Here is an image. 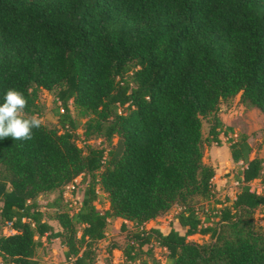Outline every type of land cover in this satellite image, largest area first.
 Returning a JSON list of instances; mask_svg holds the SVG:
<instances>
[{"label":"trees","instance_id":"obj_1","mask_svg":"<svg viewBox=\"0 0 264 264\" xmlns=\"http://www.w3.org/2000/svg\"><path fill=\"white\" fill-rule=\"evenodd\" d=\"M8 89L27 99L26 118L37 91H54L58 129L0 139L1 264H42L35 253L43 238L59 240L69 264H94L110 218L134 227H119L126 262L136 260L134 246L155 243L168 264H264V232L253 218L264 194L246 186L264 177L263 159L231 144L243 186L211 214L214 224L195 203L211 197L214 177L202 163L201 119L235 96L264 116V0H0V103ZM69 101L92 115L82 136L108 148L77 146ZM214 121L208 135L219 146ZM76 178L82 199L70 216L54 214L55 232L36 197ZM96 188L107 197L102 212ZM173 206L182 235L144 229ZM194 235L210 241L188 242Z\"/></svg>","mask_w":264,"mask_h":264},{"label":"rangeland","instance_id":"obj_2","mask_svg":"<svg viewBox=\"0 0 264 264\" xmlns=\"http://www.w3.org/2000/svg\"><path fill=\"white\" fill-rule=\"evenodd\" d=\"M54 94V91H37L36 113L34 115L42 119L43 126L58 129V103ZM68 107L70 117L77 126V139L75 142L79 148L83 150L86 147L92 146L106 148L110 146L105 144L101 138L90 137L85 139L82 136L83 126L86 120L92 118V115L76 107L72 101H69ZM213 117L218 125L216 131L218 132L219 146L210 142L211 138L208 135L209 129L215 124ZM114 143L115 138L111 140V144ZM234 143L246 144L248 159L256 157L264 161V116L248 104L240 103L238 96L222 100L213 116L209 115L201 119L202 163L212 167L216 179L226 181L222 189L215 190L212 186L211 197L209 199L195 202L200 218L202 220L208 218L210 224H214L215 222L211 214H214L221 206H229L234 199L232 195L235 190L231 188L229 183L240 176L243 168V165L240 163L234 164L230 159L229 146ZM263 178L262 176L256 179V182H251V185L262 190V194H264V181L260 180H263ZM75 184L78 185L74 193L70 194L69 190L61 189L43 193L36 197L37 202L40 204L39 210L43 213V221L49 224L55 232L60 231V228L53 219L54 214L57 211H66L70 216L76 211L82 199L83 186L80 184V179H76ZM96 192L95 208L102 212L108 208L107 197L98 188H96ZM55 200L57 201L54 202ZM53 202V208L45 207L47 204H52ZM177 211V206L171 207L165 214L145 223L144 229H155L161 234H166L170 229H173L182 235L183 230L180 229L174 220ZM253 218L254 222L264 232V209H256L253 213ZM121 224H124L130 231L134 229L129 222H123L118 218H110L105 230L104 240L98 242L95 246L94 264H168L166 251L158 248L155 243H150L141 249L134 246L133 253L136 260L134 262H126L122 255V249L126 243L124 239L125 233L119 230ZM3 233L7 234V230H4ZM187 241L203 245L209 243L210 240L208 236L194 235L188 237ZM110 244H114L115 247L110 248ZM128 245L130 244L128 243ZM64 251L65 248L61 246L59 240L46 241L43 238L41 239V246L36 249L35 257L42 264H69L64 259Z\"/></svg>","mask_w":264,"mask_h":264},{"label":"clouds","instance_id":"obj_3","mask_svg":"<svg viewBox=\"0 0 264 264\" xmlns=\"http://www.w3.org/2000/svg\"><path fill=\"white\" fill-rule=\"evenodd\" d=\"M25 96L15 90L8 89L0 103V139L12 137L14 140H31L33 129H39L43 121L36 115L26 118L27 107Z\"/></svg>","mask_w":264,"mask_h":264},{"label":"built area","instance_id":"obj_4","mask_svg":"<svg viewBox=\"0 0 264 264\" xmlns=\"http://www.w3.org/2000/svg\"><path fill=\"white\" fill-rule=\"evenodd\" d=\"M238 163H240L242 165L241 162H238ZM76 179H79V178H76ZM76 179H74L73 182H71L70 184L66 185L63 189L69 190L70 191V194L71 193H74V191H75V189H76V187L78 185V184H75V180ZM255 180H253V183L256 182ZM260 181H264V179L263 180H260ZM251 182H249L246 185L248 187L249 193L250 194H253V195H256V196L262 195V192H261L262 190L260 188L255 187L254 185H251L252 184ZM229 185L231 186V188L233 190H235L234 194L232 195L233 198H234V195H235L236 191L238 190V188L240 186H243V182H242V179L240 177H238L236 180L231 181L229 183Z\"/></svg>","mask_w":264,"mask_h":264},{"label":"crops","instance_id":"obj_5","mask_svg":"<svg viewBox=\"0 0 264 264\" xmlns=\"http://www.w3.org/2000/svg\"><path fill=\"white\" fill-rule=\"evenodd\" d=\"M240 177V176H239ZM212 186L215 190H219V189H222L224 187V184L226 183L225 180H218L216 179V176L213 177L212 179Z\"/></svg>","mask_w":264,"mask_h":264}]
</instances>
